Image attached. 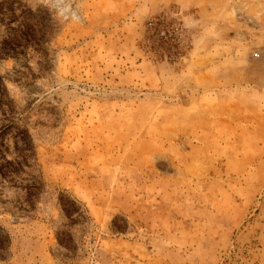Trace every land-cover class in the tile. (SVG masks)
<instances>
[{
  "label": "rangeland",
  "instance_id": "374dc122",
  "mask_svg": "<svg viewBox=\"0 0 264 264\" xmlns=\"http://www.w3.org/2000/svg\"><path fill=\"white\" fill-rule=\"evenodd\" d=\"M0 226V264H264V0H0Z\"/></svg>",
  "mask_w": 264,
  "mask_h": 264
},
{
  "label": "trees",
  "instance_id": "16d2710c",
  "mask_svg": "<svg viewBox=\"0 0 264 264\" xmlns=\"http://www.w3.org/2000/svg\"><path fill=\"white\" fill-rule=\"evenodd\" d=\"M9 245L10 239L8 233L0 226V260L4 259V256L8 252Z\"/></svg>",
  "mask_w": 264,
  "mask_h": 264
}]
</instances>
